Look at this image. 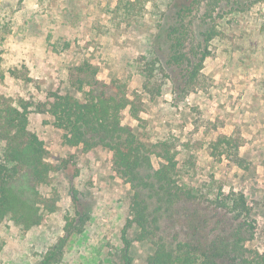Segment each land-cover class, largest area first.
<instances>
[{
	"label": "rangeland",
	"instance_id": "1",
	"mask_svg": "<svg viewBox=\"0 0 264 264\" xmlns=\"http://www.w3.org/2000/svg\"><path fill=\"white\" fill-rule=\"evenodd\" d=\"M171 2L0 0V96L10 97L18 105L22 100L44 101L49 91L59 88L64 92L71 87L69 72L85 59L100 66V78H120L128 82L131 92H142V68L158 56L154 79L165 85L163 93L144 98L142 121L133 118L127 108L124 122L136 127L141 139L156 151L151 155L156 168L162 161L157 154L162 151L161 143L172 144L182 171L179 182L209 199L205 205L210 209L217 207L211 200L243 191L252 211L240 220L255 227L248 245L264 253V136L256 130L244 139L241 147L249 152L244 156L245 166L230 159L223 147L215 148L223 133L218 128L225 123L216 117L225 107L219 94L227 98L229 92L232 102L227 111L232 112L241 107V81L251 78L264 86V0L250 10H227L221 16L214 13L220 33L212 41L213 54L202 70L209 83L179 100L172 87L174 80L181 79L180 69L169 67L166 59V36L175 20ZM203 14L204 10L195 24H210V17L202 22ZM214 73L222 77L215 78ZM226 74L229 76L224 78ZM32 109L29 127L45 140L48 160L61 163L69 159L70 163L62 171H53L48 184L41 186L43 193L59 199L58 209L42 224L25 229L10 216L0 224V264H38L52 250L63 251L53 264H118L126 233L133 241L134 264H145L155 252L156 241L177 247L182 238L172 224L171 212L166 204L161 203L160 208L149 192L144 197L151 203L148 227L153 240H140L136 224L125 233L124 227L133 217L135 192L116 172L112 151L97 147L84 152L82 146L65 145L63 130L51 123L53 117L34 111L36 104ZM175 112L185 113V117L177 118L173 131L169 113ZM4 145L0 140V155Z\"/></svg>",
	"mask_w": 264,
	"mask_h": 264
},
{
	"label": "trees",
	"instance_id": "2",
	"mask_svg": "<svg viewBox=\"0 0 264 264\" xmlns=\"http://www.w3.org/2000/svg\"><path fill=\"white\" fill-rule=\"evenodd\" d=\"M259 1L172 0L175 20L166 36L169 45L166 59L169 67L178 68L181 73V79L173 81L176 100L209 83L202 70L213 54L212 41L220 33L214 13L221 16L227 10H250ZM203 10L202 22L210 17L206 26L195 24V18ZM159 59L157 56L148 60L142 68L145 77L142 92H131L128 82L120 78L111 81L100 78V66L85 59L69 72L71 87L64 92L59 88L49 91L44 101L22 100L18 105L10 97L0 96V140L5 143L0 155V224L10 216L23 228L30 229L58 209L59 199L43 193L41 186L48 184L53 171H62L70 161L48 160L45 140L29 127V114L36 104L34 111L48 113L53 117L52 125L63 130L65 145L82 146L84 152L97 147L112 151L116 172L135 192L131 204L133 217L124 227L125 233L136 224L140 240H153L148 227L151 203L144 197L146 192L156 198V204L167 205L172 224L182 239L177 247H169L164 240L156 241L155 252L145 264H264V253L248 245L254 238V225L240 220L252 211L247 195L231 191L224 198L211 200L217 207L210 209L205 205L209 199L179 182L182 171L172 144L161 143L162 151L157 154L162 161L156 168L151 158L156 151L146 145L136 127L124 122L127 108L133 118L142 121L144 98L153 99L163 93L165 85L154 79ZM244 142L241 131L231 135L221 133L215 148L223 147L230 159L245 166L246 159L239 154ZM123 238L125 246L118 264H134L133 241L127 233ZM62 256L63 251L52 250L38 264H53Z\"/></svg>",
	"mask_w": 264,
	"mask_h": 264
},
{
	"label": "crops",
	"instance_id": "3",
	"mask_svg": "<svg viewBox=\"0 0 264 264\" xmlns=\"http://www.w3.org/2000/svg\"><path fill=\"white\" fill-rule=\"evenodd\" d=\"M232 72L230 73L231 80H233ZM215 78L222 77L221 74L217 73L213 75ZM229 76V74L224 75V78ZM222 79V78H221ZM222 82L227 83V80L222 79ZM244 84H241L243 86L242 88V96L241 98V107H238V109L233 110L232 112H228L227 107L230 102H232V98L229 95V92H227V98H225L226 94H219V97L223 102H225L224 109L219 110L217 114V118L220 120H224L225 123L223 126H219L218 129H222V132L228 135H231L233 132H235L236 128L241 129L242 135L244 139L249 138L250 134H254L257 130L260 132L262 136H264V86L262 83H259L257 80H253L251 78L244 79ZM222 84L220 83V86ZM222 88V87H221ZM223 89V88H222ZM203 99V97L200 96V99ZM203 101V100H202ZM203 102H200V106H203ZM242 109V111H241ZM175 113H169L170 119H173V122L171 123V130L176 131L177 130V118L179 120H184L185 113L180 112L179 114ZM225 115V116H224ZM210 116V115H209ZM224 117H227L224 119ZM209 118V117H208ZM255 140L253 144H255ZM246 146L241 147V150L239 152L241 157L249 156V152L245 153L243 149ZM247 159L246 157H244Z\"/></svg>",
	"mask_w": 264,
	"mask_h": 264
}]
</instances>
